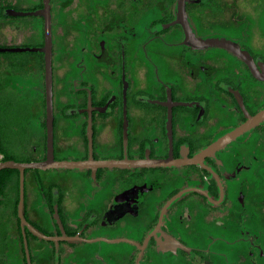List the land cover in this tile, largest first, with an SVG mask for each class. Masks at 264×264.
<instances>
[{
    "label": "flooded vegetation",
    "instance_id": "flooded-vegetation-1",
    "mask_svg": "<svg viewBox=\"0 0 264 264\" xmlns=\"http://www.w3.org/2000/svg\"><path fill=\"white\" fill-rule=\"evenodd\" d=\"M0 38L33 109L0 163L46 160L50 56L54 160L88 165L4 169L0 264H264V0H0Z\"/></svg>",
    "mask_w": 264,
    "mask_h": 264
},
{
    "label": "water",
    "instance_id": "water-1",
    "mask_svg": "<svg viewBox=\"0 0 264 264\" xmlns=\"http://www.w3.org/2000/svg\"><path fill=\"white\" fill-rule=\"evenodd\" d=\"M50 30L49 26L47 27V42L50 39L49 36ZM49 44V42H48ZM200 44L205 46H212V45H219L228 48L229 50H234L238 55L242 56V58H246V56L243 55V53L235 46H233L230 42L226 40H202L200 41ZM30 49H22V48H0V52H6V51H26ZM35 51V49H31ZM264 78V77H263ZM46 95H47V138H48V149H47V157L46 160L43 162H37V163H30V164H22L17 163L14 161H5L0 163V171L4 169H18L21 172V178H23V172L26 168H40V169H46L50 167H59V168H85L87 167V163L85 162H56L54 160V145H53V108H52V101H53V91H52V68H51V59L50 56L47 57V64H46ZM264 118V111L257 115L251 122L247 124V126L256 123ZM246 129V127L241 128L236 134H240L243 132V130ZM232 135L231 138L234 136ZM147 161L144 160H124V161H117V162H106L103 164L105 167H117V168H137V167H144L148 166ZM23 182V179H22ZM21 201H20V214L22 209V200H23V188L21 186ZM22 217V215H21Z\"/></svg>",
    "mask_w": 264,
    "mask_h": 264
},
{
    "label": "rangeland",
    "instance_id": "rangeland-1",
    "mask_svg": "<svg viewBox=\"0 0 264 264\" xmlns=\"http://www.w3.org/2000/svg\"><path fill=\"white\" fill-rule=\"evenodd\" d=\"M30 55L31 53L29 52L0 53V126L5 130V132H7L12 140L14 139L15 144L17 137H24L25 135L24 133L18 134L15 129L21 124L28 123L27 118L32 120L33 117L31 118L30 115H32L31 112L33 109H30L31 103H29L27 94L22 91L23 89L21 90L19 88L20 92H22V96L19 97L17 94L20 92H13L14 90H9L8 87L10 83L15 84L16 89H18L16 87L17 84H19L20 87L30 86L31 81H25L23 78L10 73V66H8L6 62L9 59H23L25 57H29ZM4 68H6V71H4ZM15 94L17 96H15ZM10 154L16 161L22 162V160L25 159V156H23L20 151H14L13 149H10Z\"/></svg>",
    "mask_w": 264,
    "mask_h": 264
},
{
    "label": "crops",
    "instance_id": "crops-1",
    "mask_svg": "<svg viewBox=\"0 0 264 264\" xmlns=\"http://www.w3.org/2000/svg\"><path fill=\"white\" fill-rule=\"evenodd\" d=\"M6 42L7 41L4 38H0V44H5ZM36 101L42 103L41 102L42 99L40 97H37ZM44 138H45V132L41 127H39V129L33 134L31 140L33 143L40 145L41 143H43Z\"/></svg>",
    "mask_w": 264,
    "mask_h": 264
},
{
    "label": "trees",
    "instance_id": "trees-1",
    "mask_svg": "<svg viewBox=\"0 0 264 264\" xmlns=\"http://www.w3.org/2000/svg\"><path fill=\"white\" fill-rule=\"evenodd\" d=\"M0 154L3 155V152H1V150H0ZM9 159H10L9 156L4 155L2 161H7ZM7 171H9V170H4V171L0 172V194L3 193V188H4L3 187V174H5V172H7Z\"/></svg>",
    "mask_w": 264,
    "mask_h": 264
}]
</instances>
